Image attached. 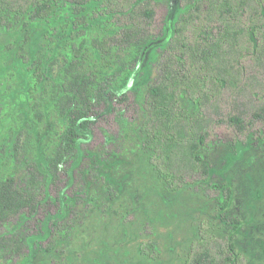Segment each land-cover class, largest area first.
<instances>
[{
	"label": "trees",
	"instance_id": "obj_1",
	"mask_svg": "<svg viewBox=\"0 0 264 264\" xmlns=\"http://www.w3.org/2000/svg\"><path fill=\"white\" fill-rule=\"evenodd\" d=\"M4 35L17 41L0 106V264H63L83 222L121 199L133 159L160 195L206 188L215 202L219 226L201 220L180 264H246L211 153L264 146V0H0ZM131 96L114 148H89Z\"/></svg>",
	"mask_w": 264,
	"mask_h": 264
},
{
	"label": "rangeland",
	"instance_id": "obj_2",
	"mask_svg": "<svg viewBox=\"0 0 264 264\" xmlns=\"http://www.w3.org/2000/svg\"><path fill=\"white\" fill-rule=\"evenodd\" d=\"M16 41V35L0 39V106L14 70V55L8 47ZM131 98L124 113L106 115L94 126L89 148H114L107 142L108 134L118 135L123 115L130 119L137 114L134 96ZM132 161L134 172L121 199L83 222L79 234L68 244L63 264H180L201 220L219 226L215 202L206 194L208 189L186 190L177 198L160 195L153 178L135 176L139 171ZM211 161L213 181L230 180L234 187L231 213L242 218L237 242L246 264H264V146H249L240 152L219 143ZM124 208L132 215L123 217ZM142 243L156 250L155 260L141 253Z\"/></svg>",
	"mask_w": 264,
	"mask_h": 264
}]
</instances>
